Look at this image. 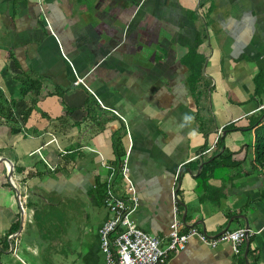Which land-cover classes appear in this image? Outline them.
Listing matches in <instances>:
<instances>
[{"label":"crops","instance_id":"1","mask_svg":"<svg viewBox=\"0 0 264 264\" xmlns=\"http://www.w3.org/2000/svg\"><path fill=\"white\" fill-rule=\"evenodd\" d=\"M11 54L38 77V96L21 100L3 78ZM0 88H13L17 115L36 100L24 127L31 143L0 158L30 168L39 147L76 155L54 175L12 174L25 216L16 231L18 203L0 202V264H103L107 192L128 196L111 163L120 131L143 231L165 249L175 215L181 233L210 237L231 220L229 231L249 227L248 263L264 264V170L244 138L253 146L264 125V0H0ZM220 130L233 154L208 167ZM10 196L2 186L0 200ZM245 248L192 237L167 264H246Z\"/></svg>","mask_w":264,"mask_h":264},{"label":"built area","instance_id":"2","mask_svg":"<svg viewBox=\"0 0 264 264\" xmlns=\"http://www.w3.org/2000/svg\"><path fill=\"white\" fill-rule=\"evenodd\" d=\"M80 82L81 80L78 79L77 83ZM220 135L221 130L205 153H214ZM37 152L47 163L40 150ZM127 163V159H124L121 165V175L126 183L128 196H118L113 189H109L107 192L105 204L110 218L99 229L100 249L104 255L103 264H167L168 255L184 250L192 237H197L209 247H216L222 242H228L235 254L241 253L240 248L247 237L246 229L226 231L215 237H210L195 227L181 233L176 215L170 226L169 245L165 249L162 248L159 239L143 231L132 217L138 198L135 186L128 175ZM47 164L49 165V163ZM49 166L52 170L55 169V167ZM114 234L116 235L114 236Z\"/></svg>","mask_w":264,"mask_h":264},{"label":"trees","instance_id":"3","mask_svg":"<svg viewBox=\"0 0 264 264\" xmlns=\"http://www.w3.org/2000/svg\"><path fill=\"white\" fill-rule=\"evenodd\" d=\"M10 60V71L8 74L4 75L2 74L3 78L6 80L8 79H14L17 82V85H19V90H18V96L21 100H24L28 95H33V96H38L40 94L41 90V85L38 80V77H34L32 75V72L29 70H24L22 66L19 64L18 60L13 56L12 54L10 55L9 59ZM7 66V65H6ZM13 69L15 72H13ZM5 74V73H4ZM263 75H258L257 79H260ZM261 91V87L259 83H256V92ZM36 100L33 98L32 103L27 106V108L22 111L19 115L16 114V108L17 104L19 102V99H15L14 94H13V88L8 90V93L4 91L2 88H0V131L3 130L4 128L9 129V137H7V141L4 139L0 138L1 144L3 142H6V145H0V156H3V152H6L10 157H15L16 151L14 149L12 150L13 144L20 143L23 144L24 142L26 143L27 139L26 137L28 136L25 131L24 127L26 126L28 122V117L32 112L33 109V104ZM59 122V121H58ZM258 122V119L256 120ZM236 127L234 125H228L223 129V131H233L235 130ZM122 138L123 135H121L119 132H117L114 137H113V155L114 158L111 163H116L117 164V173L119 174V169L121 166V163L124 162L125 156H126V151L123 147L122 143ZM224 137L222 134L219 136V140L217 143V149L216 151L208 158V161L203 162V163H208L209 166H213L214 163H229V162H224L225 159H230L232 156V152H229L226 148H224ZM250 145V144H249ZM249 147H252L253 149V160L256 163L257 166H259L261 169L264 170V125L256 130L255 134V141L253 146L250 145ZM42 147H39L35 149L32 153L31 156H33L32 160L27 161L26 163H33L32 167H19L16 166L15 163H18V160H14L15 164V169L13 172V177L15 178V173L16 172H21L22 174L25 175L26 179H30L31 177H43L51 174H56L57 172L60 171L61 165L59 163H76V155L74 153H69V151H66L67 154L64 155V151H61L59 148L56 150V160L52 158V162L48 157L51 155L49 154L50 152L46 149L44 151L41 150ZM224 148V149H223ZM36 150H41V154L45 157L47 163L51 165L50 163H58L56 168L52 170L50 166L42 160V157L39 153H37ZM69 154V156H67ZM13 157V158H14ZM13 160V159H12ZM5 175L1 178V186H7L9 189L12 191V193H15V190L12 188L10 185L8 178H7V169H5ZM120 175V174H119ZM116 180L119 182L120 176L116 177ZM2 181H4L2 183ZM101 188V187H100ZM102 190V189H101ZM104 192V191H103ZM28 206H32V203H29V200H27L25 204V208ZM16 227L15 230L19 228V219H17L15 223ZM251 253V252H249Z\"/></svg>","mask_w":264,"mask_h":264},{"label":"water","instance_id":"4","mask_svg":"<svg viewBox=\"0 0 264 264\" xmlns=\"http://www.w3.org/2000/svg\"><path fill=\"white\" fill-rule=\"evenodd\" d=\"M0 162L2 163H6L8 165V172H7V178H8V181L10 183V185L12 186V188L15 190V194H16V199H17V203H18V206H19V209H20V228L19 230L22 229V226H23V223H24V216H25V212H24V208L20 202V193L19 191L17 190L16 186L14 185V181H13V178H12V174H13V170H14V165H13V162L7 158H0ZM174 196L176 197V192L174 193ZM230 224H231V220L229 221L228 225L226 226V228L221 232L219 233L217 236L225 233L226 231H229V227H230ZM247 230V237H246V248H245V253H244V258L246 260V264H249L248 263V250H249V227L248 225H246V228ZM204 233L205 230H204Z\"/></svg>","mask_w":264,"mask_h":264},{"label":"rangeland","instance_id":"5","mask_svg":"<svg viewBox=\"0 0 264 264\" xmlns=\"http://www.w3.org/2000/svg\"><path fill=\"white\" fill-rule=\"evenodd\" d=\"M121 135H122V132L120 131L119 132ZM249 136V137H248ZM29 136H27L26 137V139H27V141H26V143L24 142L23 144H22V146H27L29 143H28V141L31 143V140H29ZM244 138H245V140H246V142H248L249 141V144L251 145L252 144V136H250V135H248V134H246V132H245V135H244ZM112 139H113V137H112ZM225 142H228V136L226 137V139H225ZM54 157V160H56V157L53 155V156H50V157H48L49 159H50V161L52 162V158ZM4 181H2V183H3ZM0 184H1V179H0ZM2 186L0 185V188H1ZM3 197V193H1V198ZM0 202H4V203H7L8 205H9V207H7V208H10L11 209V207H14L13 209L15 210V206H14V204H17V199L16 198H14V196L13 197H11L10 196V198H8V199H1L0 200ZM19 212H20V210H19ZM19 221H20V215H19ZM54 234L56 233V232H53Z\"/></svg>","mask_w":264,"mask_h":264}]
</instances>
